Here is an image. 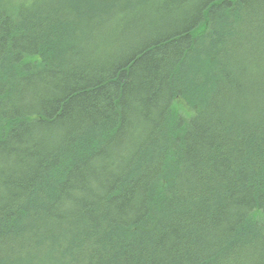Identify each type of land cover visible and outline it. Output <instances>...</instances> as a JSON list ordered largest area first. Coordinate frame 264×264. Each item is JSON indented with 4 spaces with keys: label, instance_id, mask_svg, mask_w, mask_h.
Wrapping results in <instances>:
<instances>
[{
    "label": "trees",
    "instance_id": "trees-1",
    "mask_svg": "<svg viewBox=\"0 0 264 264\" xmlns=\"http://www.w3.org/2000/svg\"><path fill=\"white\" fill-rule=\"evenodd\" d=\"M0 264H264V0H0Z\"/></svg>",
    "mask_w": 264,
    "mask_h": 264
}]
</instances>
